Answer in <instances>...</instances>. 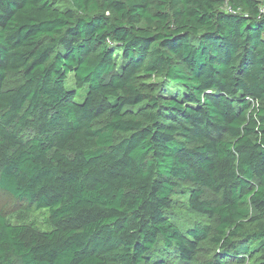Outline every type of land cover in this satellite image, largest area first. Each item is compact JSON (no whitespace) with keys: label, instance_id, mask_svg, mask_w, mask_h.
<instances>
[{"label":"trees","instance_id":"obj_1","mask_svg":"<svg viewBox=\"0 0 264 264\" xmlns=\"http://www.w3.org/2000/svg\"><path fill=\"white\" fill-rule=\"evenodd\" d=\"M0 191V264H264V0H0Z\"/></svg>","mask_w":264,"mask_h":264},{"label":"rangeland","instance_id":"obj_2","mask_svg":"<svg viewBox=\"0 0 264 264\" xmlns=\"http://www.w3.org/2000/svg\"><path fill=\"white\" fill-rule=\"evenodd\" d=\"M72 76V75H71ZM71 76L68 80L67 87L69 89H75V84L73 80L71 79ZM85 98V93L82 91L79 96L76 98L77 102H83ZM177 192H180L178 190ZM207 197V196H205ZM175 198L177 200V206H175V209L172 214V218L174 220H177V222L182 225L183 227H186L190 224H192L195 221L203 220L202 217L198 216V214L194 213L190 207H188V200L189 196L186 193H181L178 195H175ZM20 206V205H19ZM18 207L17 202L6 192L0 191V210L12 214L14 213V209ZM31 208V207H29ZM33 216V217H32ZM48 216L47 212L45 210L35 213V215L27 214L26 217L29 218L32 221L38 220V227L45 230V226L43 222L45 221V218ZM166 259L168 264H181L177 257H172L171 255L166 254Z\"/></svg>","mask_w":264,"mask_h":264},{"label":"built area","instance_id":"obj_3","mask_svg":"<svg viewBox=\"0 0 264 264\" xmlns=\"http://www.w3.org/2000/svg\"><path fill=\"white\" fill-rule=\"evenodd\" d=\"M229 11H231L230 9H228Z\"/></svg>","mask_w":264,"mask_h":264}]
</instances>
